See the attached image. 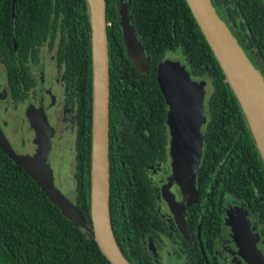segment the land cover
I'll return each instance as SVG.
<instances>
[{"label": "trees", "instance_id": "16d2710c", "mask_svg": "<svg viewBox=\"0 0 264 264\" xmlns=\"http://www.w3.org/2000/svg\"><path fill=\"white\" fill-rule=\"evenodd\" d=\"M106 1L111 71L112 224L117 243L132 264H158L143 245L147 238L169 236L184 240L158 214L155 186L148 172L149 167L166 162L169 157V106L159 82V70L168 53L180 52L191 76L211 86L210 120L198 179L200 199L205 180L216 173L215 177L233 191L248 198L254 197V192L264 196V159L187 1ZM124 2L129 3L132 24L149 58L150 66L143 72L135 68L127 53L121 26ZM212 2L264 77V0ZM13 4L14 0H0V55L4 56L16 98H22L24 93L19 71L23 70L25 83L28 82L30 72L25 63L36 60L43 43L53 46L56 33L61 32L58 55L66 64V103L75 108L77 105L78 114L75 203L91 227L93 65L87 0H15L14 24ZM245 167H250V178ZM188 204L192 205L189 201ZM189 219L195 226L200 212ZM196 246L195 241L181 247ZM0 264H111L90 233L65 216L1 148Z\"/></svg>", "mask_w": 264, "mask_h": 264}, {"label": "water", "instance_id": "95a60500", "mask_svg": "<svg viewBox=\"0 0 264 264\" xmlns=\"http://www.w3.org/2000/svg\"><path fill=\"white\" fill-rule=\"evenodd\" d=\"M199 27L221 65L227 82L236 95L246 116L257 147L264 159V151L253 127L248 111L264 133V77L256 69L226 22L217 12L212 0H186ZM92 32L93 65V124L91 154V220L76 203L67 197L53 180L47 163L52 141L50 129L42 127L39 120L46 117L42 110L30 109L32 121L40 142L33 156L23 155L15 149L0 124V148L20 166L75 224L81 226L97 242L111 264H132L119 247L111 214L110 187V58L107 25V1L87 0ZM15 1L13 23L15 22ZM121 26L127 53L135 68L143 72L150 66L145 49L132 24L129 3L121 9ZM161 90L169 106L167 124L170 130V153L173 160V180L182 188L185 200L194 202L198 197L197 177L200 172L204 145L203 125L207 122L205 98L207 83L195 80L186 65L167 59L159 70ZM43 112V115L40 113ZM44 119V118H43ZM42 120V119H41ZM50 132V134H49ZM169 203L178 219L182 220V207L169 194Z\"/></svg>", "mask_w": 264, "mask_h": 264}, {"label": "flooded vegetation", "instance_id": "af4514ba", "mask_svg": "<svg viewBox=\"0 0 264 264\" xmlns=\"http://www.w3.org/2000/svg\"><path fill=\"white\" fill-rule=\"evenodd\" d=\"M223 18L226 20L225 17ZM56 35L53 46L50 45V42L43 43L37 51L36 60L25 63L30 72L27 76L28 82L25 83L23 70L19 71L21 76L19 82L22 83L24 91L22 98H16L13 94L9 70L4 62V56L0 55V124L13 146L16 135L21 140V145H26L25 137L36 133L28 112L34 108L39 112L42 109L44 113L48 112L53 105L49 101L50 91L54 86H58L60 80L64 88L65 104L75 112L78 133L77 105L75 108L66 103V64L64 59L61 60L58 55L61 32H57ZM12 40L14 49L17 50L15 36ZM44 50L52 53L47 61L44 60V53H42ZM21 64L18 66L19 69ZM208 87L209 84L207 83L205 98L207 122L202 128L204 137L206 126L210 120L208 117V100L211 92H209ZM60 138L55 137L54 144ZM170 140L169 130L168 160L149 167L148 172L155 186L158 214L163 220L170 223V228L173 231L181 233L184 240L180 237L177 240H172L169 236L160 237V240L150 237L143 243L145 249L153 255L155 262L158 264H193V260H195L194 264H264V196L261 193L256 194L254 192V197L248 198L238 191H233L230 186L223 184V180H218L215 177L216 173L214 177L205 180L203 199L201 200L198 179L205 153L204 142L200 172L197 177L198 197L194 202L186 201L182 188L177 181L169 180L171 174L162 185L152 176V171L160 166L167 169L168 172L171 170V173H173ZM244 169L250 178V167ZM251 191L250 194H252ZM169 194L182 207V220L177 218L171 207L168 200ZM188 201L192 203L191 206H189ZM197 203L199 204L196 205ZM197 211L200 212V220L193 226L189 217ZM195 241L197 242L195 248L182 249L186 242L192 243ZM165 254H168L166 258H164Z\"/></svg>", "mask_w": 264, "mask_h": 264}, {"label": "rangeland", "instance_id": "374dc122", "mask_svg": "<svg viewBox=\"0 0 264 264\" xmlns=\"http://www.w3.org/2000/svg\"><path fill=\"white\" fill-rule=\"evenodd\" d=\"M42 53H44L45 61H47V58L49 59L50 55L52 54L46 50H44ZM166 56V60L170 59L174 61H180L182 63L184 62V58L180 52H170ZM208 90L211 92L210 85ZM63 92L64 88L62 87V82L60 80L58 82V86H54V88H52L50 91L51 97L49 101L53 105L48 112H45L46 117L43 116L44 119L40 118L39 124L40 130H42L43 127L50 129L51 132L50 138H52V149L47 159V163L50 165L53 172V180L55 185L67 197L75 202L76 183L74 178V170L75 151L77 144V118L71 107L65 104ZM53 111L54 113H52ZM40 115H43V112H41ZM37 134H41V132H37L33 135L30 134V136L25 137L26 145H21V140L18 139V136L16 135L13 142L14 146L16 147L15 149L23 155L33 156L40 147L39 140L41 139L38 138ZM55 137L61 138L56 140L54 144ZM171 172V170L168 172L167 169L160 166L159 168L152 171V176L158 181L160 185H162V183L167 181V177L170 174L171 177L169 180H173V173ZM167 256L168 254H165L164 258Z\"/></svg>", "mask_w": 264, "mask_h": 264}, {"label": "bare ground", "instance_id": "6f19581e", "mask_svg": "<svg viewBox=\"0 0 264 264\" xmlns=\"http://www.w3.org/2000/svg\"><path fill=\"white\" fill-rule=\"evenodd\" d=\"M248 112H249L253 127L255 129V132L259 138L260 145L262 146L263 151H264V133H263V130H262L261 126L258 124V122L256 121V119L254 117V112L253 111H248Z\"/></svg>", "mask_w": 264, "mask_h": 264}]
</instances>
